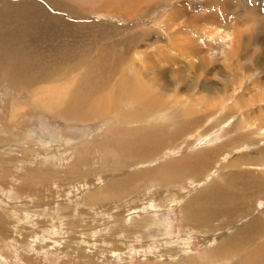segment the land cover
Listing matches in <instances>:
<instances>
[{"label":"bare ground","instance_id":"1","mask_svg":"<svg viewBox=\"0 0 264 264\" xmlns=\"http://www.w3.org/2000/svg\"><path fill=\"white\" fill-rule=\"evenodd\" d=\"M215 5L216 4L213 6ZM78 7V5L68 4L65 0H0V91L12 101L11 106L9 105L8 112L10 119L7 120L5 128L0 131V172L4 175L2 179H6L7 176H10L14 181H19L21 179L22 184H24L25 181V185L21 192L25 197L34 198L35 192H32L33 183L37 188H43L53 181L52 178H47L48 175H46L44 169L53 168L54 170L55 167L63 166L66 162L64 157L57 158L59 155L52 157L51 160L46 157L40 159L38 164L31 161L34 157L28 159L32 154L22 153L20 158L15 155L14 144L18 142L24 143L25 141H19L18 137L15 135L5 137L2 134L9 133L14 125V121L18 123L23 117V113L27 112V109H21V107H19L27 103V101L23 103L19 102L22 99H30L28 110L39 111L40 109L34 106L38 105L45 113H49L54 118L63 120L65 123H69V125L87 126L102 122L105 123V125L99 129V131L101 130L100 134L91 139L86 138L88 137L86 135L78 146L73 148V151L76 150L78 153L77 161L74 164L76 168L84 166V169L81 168L82 171H88L90 175L97 171L100 173L103 171L105 179H112L113 171L117 173L119 177L134 171L132 175L128 177H121L115 182L108 183V185L104 184V187L103 185L101 187H95L101 189H95L96 191H93L87 196L88 206H90L88 209L92 215L95 213V206L104 205V200L108 201L110 205L112 201L116 203L126 199L123 209L128 207V200H133L134 196L137 201H140V199L144 200V195L138 191L147 184L150 185L153 182L159 183L160 186L164 188L168 187V185L170 187V185H174V182H179L180 180H184V182L189 181V183L193 182L195 185H198L213 179V174L211 173L215 172L210 171L209 173L210 168L217 163L219 158L231 154L235 148L237 139L231 137L230 134L235 131V129L232 128L237 127V125H229L234 116L231 114L232 110H230V108L226 111L224 107V104H227L226 98L220 99L216 105V109L213 108L215 102V96H213V94H215L213 92L214 85L212 83L210 85L208 79L197 78V75L196 79H193L189 84L188 77L186 78L185 75H180V71L176 69L174 62L179 63V66L184 65L185 69L188 71H196L197 69L201 71L205 70V64L206 66L207 63L212 64L213 62L211 61H223L225 64L232 63L235 60L234 58L238 55L239 50L243 47L240 43L236 45L237 40L242 39H237L235 36L236 34L231 32V29L236 27L235 20L229 17L227 18L228 14L224 13L222 19L224 20L226 18L227 23L220 26L221 24L219 21V25L216 26L218 33L216 32L217 34L215 35L208 34L210 31L207 32L208 35H204L199 30L192 31V34L196 38L193 42L202 43L204 46L210 48V60L207 61L204 60L202 55L201 57H194L192 53L196 54V49L192 52V48H189V45L187 46L189 49H186L184 43L182 44L179 41V33H175L169 42L171 44L168 49L159 48L155 50V54L160 61L163 60L165 63L162 64L166 65L168 63H166V61H173L172 67L162 69L160 65L154 61L152 66L149 67L147 65L145 68V76L149 84L142 85L141 88H134L133 85L127 81L130 75L134 76L130 68H125V64H128L129 57H125L124 52L121 54L119 53L120 51H117L116 47L119 46L117 43L110 47L108 46L107 41L111 40L112 37L106 33V29L102 28L105 34H102L100 41L96 39L93 40L91 37H86L83 31H78L76 33L73 31V29L79 25V17L83 13V11L77 9ZM54 10L57 11V13L53 12ZM66 12H69L71 15ZM65 16H69L70 19H66ZM176 36H178L179 39L176 40ZM239 36L241 37L240 33ZM190 37L191 36L183 38L189 40ZM125 41L119 44L122 45ZM112 42L114 43L115 41ZM127 42L129 43L128 40ZM179 43L180 47L182 44L183 51L187 53L184 59L174 54L173 48L177 47V49H180L178 48ZM98 44H101L100 48H98ZM96 51L98 53L97 57L94 56ZM173 54L175 56H173ZM178 58L182 59V62L177 60ZM102 59L104 62L109 61L106 68H100L99 64ZM196 63L199 67H196ZM167 65L169 66L170 63ZM126 74H128V78L125 79L123 76ZM155 74L162 76L169 75V79L166 78V82L160 79L157 80L154 78ZM157 77L159 78V76ZM64 80L67 81L59 84V82L61 83ZM99 80H106L107 83L101 84L98 82ZM54 85L58 87L51 88V86ZM117 86H120L119 90H117ZM181 86H186L190 91L199 87L202 90L208 91L207 95H204L200 99L201 104L207 107V109L202 107L204 109L201 110V112H203L204 115L185 117L183 114V109L185 108L181 109V106L177 109L169 106L163 108L161 105L163 102L156 97L154 89H156V87L159 88V90L161 89V94L164 99L168 100L174 98L172 93H177ZM221 89V92L225 91L224 86H222ZM89 91L92 92V95L89 94ZM106 91L108 93L105 94ZM184 95L185 96L181 94L177 99L180 100L184 98L188 100L187 98L190 97V95L187 93ZM120 104L122 105L120 106ZM182 104L185 103L182 102ZM201 112L199 113L201 114ZM224 112H226L225 118H227V120H225L226 123H221V125L230 127L231 131L224 134V128H221L214 132L211 138L210 136L207 137L210 131L219 127V125H216V127L213 126L214 128L211 130L212 127H208L209 122H211L215 115L223 114ZM17 116L19 117L17 118ZM225 118L223 117V119ZM17 129L20 130L19 128ZM13 132L19 137L23 135L21 131L15 130ZM255 133L256 132H250L253 137L257 135V133ZM196 136L198 138H196ZM32 137L40 141L39 145L43 147L45 141L41 140V136L29 135L26 140ZM203 140H205V143L202 144L203 146H200L199 149L194 151L192 145H194L195 142H199L200 144V141L202 142ZM178 141H180V143ZM184 146H186L185 152L178 158L180 160L175 161L176 157L174 156H177ZM41 147L37 152H41ZM100 150L105 151L106 157H113V159L118 158L117 161L120 162L119 164L117 163L118 168L113 169V166H109L108 162H105L102 170L93 172L89 166L95 164L93 160L94 156L89 155ZM192 152H197V154L192 155ZM189 153H191V155H189ZM222 161L224 163L225 158H223ZM7 162L11 163V165H7ZM245 162L247 161L237 158V160L226 164L225 169L235 167L242 168ZM32 163H34L35 167L30 168V174L32 177L36 174L37 177L34 179L28 177L25 180L26 174L19 175L20 173L18 172H12L15 170L14 168H27V166ZM53 170H51V174L54 176V179L59 178ZM14 174H17L18 177L15 178ZM105 179L103 181L107 183ZM223 179L227 182L241 180L242 183L246 184V187L243 192H240L236 196L225 193V191L229 192L228 188L226 189L225 186H223V189L213 181L210 182V185L205 183V187L209 185L207 189L210 190V192L207 194L200 193L199 195H195V199L192 198L193 203L188 206L185 211L184 216L190 226L194 227L195 225L200 229L208 228L210 230L212 223L219 217H224L228 219L229 222H232L235 214L237 215V213L242 212L249 203L255 202V196L259 192L258 188L264 187V179L259 181L257 176L250 172H228ZM96 181L97 180L90 179L86 182L89 187V192L96 184ZM1 187L8 188L6 181L0 180V188ZM151 191V188L147 190V192ZM65 192L67 191L65 190L64 193ZM47 196L52 197L53 195L49 194ZM15 198L16 200H20L17 197ZM151 198H149L148 203L153 201ZM164 198L169 197L166 195ZM211 202L214 207L211 206ZM28 204L29 202L26 206ZM258 206H260V204ZM18 207L19 205L16 204L10 205L11 214L6 213V210L0 212V247L6 251L13 246V244H11L13 240L10 238L14 234L9 230L8 232H10L11 235H9V237H3L8 228H6V226L13 225L12 228H15V226L18 227L20 220L23 221V224L24 222L32 224L30 219L33 218L32 214L35 213H33L34 211H30V209L37 208V206L30 204L28 211L22 216L19 213L22 206H20L21 208ZM58 207V204L50 207L49 211H53V213L57 211V215H59L57 219L56 216H51V219L56 221L60 220L61 222V219L64 217L74 218L75 209L73 207V209L68 206L64 209H58ZM58 210H60L61 213ZM131 210L127 209L126 212L129 213L128 215H121V218L124 219L122 223H124L123 226L125 229L129 230L130 228V230H133L134 228L136 231L147 230L148 226L146 221L137 220L139 213H135L134 210L130 212ZM181 212H183V210H181ZM251 212L248 206L246 212L242 214V216H249ZM3 213H5V215H3ZM40 216L44 215L41 214ZM5 217H7V219ZM12 217L14 221H12ZM45 217L46 216H44V218ZM126 217L131 219L126 221ZM255 217L256 218L245 224V226L232 229L234 233L226 234V236L223 235L222 239L224 242L221 247L216 249L213 253L208 249L204 255H198V259H183L180 264H208L207 261H230L227 254L237 255L234 259H238L240 264H264V225H259L263 219L259 216ZM144 218L148 219V216L145 214ZM154 218L155 215L150 214L149 220H152L153 223L160 222L158 217ZM38 223L43 225L44 221L37 219L36 225H38ZM216 223L221 222L217 221ZM3 225H5V227H3ZM79 225L80 224H78L77 227ZM50 226L53 225L51 224ZM73 226L76 227L74 224ZM115 226L116 232H118V224ZM215 226L213 228L214 230L217 228L221 230L220 224H215ZM41 228L46 227L43 225ZM153 228L157 232H162V227L158 224H154ZM20 230L23 231L24 229L22 228ZM27 230H29V228ZM112 230L114 231V229H110V231ZM139 233L137 232V234ZM23 236L25 237V243H27L29 239L32 240L34 238L33 234L30 236ZM77 239L79 240V238ZM206 242H210V237L206 239ZM26 246L28 247L30 245ZM151 250H153V248ZM63 252L64 251H62V253ZM206 256L208 257L207 261L201 262L200 259ZM17 260L19 261V259ZM20 260L21 264H34L33 260H36V257H32V255L30 256L29 254L24 258L21 257ZM91 260L93 261V259ZM167 263L170 264L171 262ZM154 264H160V262L157 260Z\"/></svg>","mask_w":264,"mask_h":264},{"label":"rangeland","instance_id":"2","mask_svg":"<svg viewBox=\"0 0 264 264\" xmlns=\"http://www.w3.org/2000/svg\"><path fill=\"white\" fill-rule=\"evenodd\" d=\"M65 1L71 5H78L79 7L77 9L83 11L79 17V25L73 29L75 33L83 31L86 37H91L93 40L96 39L100 41L102 34H105L102 28L106 29V33L112 37L111 40L107 41L108 46L110 47L117 43L119 45L116 47L117 51H120L119 53L121 54L124 52L125 57H129L128 64H125V68H130L134 76L130 75L128 78V74H126L123 77L125 79L128 78L127 81L131 83L134 88H141L142 85L149 84L145 76V68L147 65L149 67L152 66L154 61L160 65L162 69L172 67L173 61H166V63H170L169 66L167 65L168 63L164 65V61H160L155 54V50L159 48L168 49L171 44L169 42L175 33H179L178 36L180 39L176 36V40L179 39L182 44L184 43L186 49L192 48V52L196 49V54L192 53L194 57H201L202 55L204 60L207 61L210 60V48L204 46L202 43L193 42L196 38L192 34V31L199 30L204 35H215L218 33L216 26L219 25V23L221 24L220 26L227 23L226 18L224 20L222 19L224 13L228 14L227 18L229 17L235 20L236 27L232 28L231 32L236 34L235 36L237 39H242L237 40L236 45L240 43L243 47L239 50L238 55L234 58L235 60L232 63L225 64L223 61H211L213 63L208 64L205 62L207 66L205 64V70L202 71L199 69L196 71H188L185 69L184 65L179 66V63L176 62H174V66L180 71V75H185L186 78L188 77L189 84L193 79H196L197 76V78L200 79H208L209 84L211 85L212 83L214 85L213 92L215 94H213V96H215V102L213 108L216 109V105L220 99L226 98L227 104H224V107L226 111L230 108V110H232L231 114L234 116L229 125H237V127L232 128L235 129V131L230 134L231 137L237 139L234 150L231 154L219 158L217 163L210 168L209 173L210 171L215 173H211L213 174V179L205 183L210 185V182L213 181L223 189V186H225L226 189L228 188L229 192L224 190L225 193L237 196L240 192L244 191L246 184L242 183L241 180L233 182L225 181L223 177H225L228 172H250L257 176L259 181L264 179V0ZM214 4L216 5L213 6ZM53 12L57 13L55 10ZM65 18L68 20L70 19L69 16H65ZM208 31H210V33ZM189 36H191L189 40H185V38ZM112 41L115 42L113 43ZM123 41H125L124 44H119L121 42L123 43ZM188 45L189 48H187ZM100 47L101 44H98V48ZM181 47L179 43L178 48L180 49L176 47L173 48V50L175 55H179V57L184 59L187 53L183 51L184 49ZM174 54L173 56H175ZM97 55L98 53L96 51L94 56L97 57ZM182 59L178 58L177 60L181 61ZM108 64L109 61L104 62L102 59L99 65L100 68H106ZM196 67H199V65L197 64ZM157 76H159V78ZM168 77L169 75L162 76L158 74L154 76V78L157 80L160 79L163 82H166V78L169 79ZM67 80L61 83L59 82V84ZM98 82L101 84L107 83L106 80H99ZM222 86L225 87L224 92H221ZM57 87V85L51 86V88ZM119 89L120 86H117V90ZM154 92L156 97L162 100L163 104L161 105L163 108L168 106L175 109L180 106L181 109L185 108L183 109L185 117L204 115L201 110L204 108L207 109V107L201 104L200 99L204 95L206 96L208 91L202 90L200 87L190 91L186 86H181L177 93H172L174 98L168 100L164 99L161 94V89L159 90V88L156 87ZM106 93L108 92L106 91L105 94ZM185 93L190 95V97L187 98L188 100L184 98L180 100L177 99L181 94L185 96ZM89 94L92 95V92L89 91ZM158 94L161 95L159 96ZM189 100L190 102L188 103ZM26 101V104H22L19 107H21V109H27V112L23 113V117L18 123L14 121V125L9 133L2 134L5 137L15 135L18 137L19 141H25L24 143L18 142L14 144L15 155L20 158L22 153L32 154V156L28 155V159L34 157L35 159L32 158L34 160L31 159V161L37 164L40 162V159L46 157L51 160L52 157L59 155L57 158L64 157L66 162L63 166L55 167L54 170L53 168L44 169L46 175H48L47 178H52L53 181L48 183L45 186L46 188H37L33 183L32 192H35L34 198L25 197L21 192L25 185V181L24 184H22L21 179L19 181H14L10 176H7L6 179H2L4 175L0 172V180L6 181L8 187L0 188V212L6 210V213L11 214L10 205L16 204L19 205L18 208L22 206V209L18 211L24 216L30 204L37 206V208L30 209V211H34L33 213H35L32 214L33 218L30 219L32 224L24 222V225L23 221L20 220L18 227L15 226V228H12L13 225L6 226V228H8L6 234L3 233L5 234L3 237H9L11 234L8 231L11 230L14 233L10 238L13 240L11 242L13 246L7 249V251L0 247V264H21V257L24 258L29 254L30 256L32 255V257H36V260H33L34 264H154L157 260L160 264H169L167 262H171L170 264H180L183 259H198L197 256L204 255L208 249L213 253L216 249H219L224 242L222 239L223 235L226 236V234L234 233L232 229L245 226L249 221L256 218L255 216L261 217L263 221L259 225H264V187H259V192L255 196V202L248 204L252 211L249 216H242V214L246 212L247 206L242 212L237 213V215L235 214L232 222H229V220L224 217H219L212 223L210 230L208 228L200 229L195 225L194 227L190 226L184 216L187 207L193 203L192 198L195 199V195H199L200 193L207 194L210 190L207 189L209 185L205 187V183L195 185L193 182H184V180H180L181 182L176 181L174 185H170V187L168 185V187L164 188H162L159 183L155 182L150 185L147 184L138 191L144 195V200L140 199V201H137L134 196L133 200H128V207L125 209H123V206H125L126 199L116 203L112 201L110 205L108 201L104 200L105 204L95 206L96 210L92 215L88 209L90 206H88L87 196L93 191H96L95 189L97 188L95 187H101L102 185L104 187V184L108 185V183L115 182L121 177H128L132 175L134 171L120 177L113 171L112 179H105L104 172L102 171V173H100L97 170H102L105 162H108L109 166H113V169L118 168L117 163L119 164L120 162L117 161L118 158L113 159V157H106L105 151L101 150L89 155L94 156L93 160L95 164H92V166L90 165L89 168L92 169L93 172L97 171L94 172L95 174L92 172L93 174L90 175L88 171H82L84 166L76 168L74 164L77 161L78 153L76 150L73 151V148H76L86 135L88 136L86 138L91 139L100 134L101 130L99 131V129L102 128L105 123L102 122L87 126L69 125V123H65L63 120L56 119L49 113H45L38 105L34 106L38 107L40 109L39 111L28 110L30 99H22L19 102L23 103ZM11 102L9 97L0 91V131L5 128L7 120L10 119L8 112ZM182 102L185 104H182ZM121 105L122 104H120V106ZM198 111L201 112V114ZM225 113L226 112L215 115L211 120L212 123L209 122L208 127H212L211 130L216 127V125H219V127L210 131L207 137L210 136L211 138V135L221 128H224V134L231 131L230 127L221 125V123L227 120V118H225ZM18 117L19 116H17V118ZM223 117L225 119H223ZM14 129L16 131H21L24 136L22 135L19 137L16 135L13 132L15 131ZM250 132H256L257 135L253 137ZM29 135L41 136V140L45 141L43 147L39 145L40 141L33 137L26 140ZM196 138L198 137L196 136ZM178 142L180 143V141ZM203 143H205V140L202 142L200 141V144L199 142H195V144L192 145L194 147L193 150L199 149L200 146H203ZM40 147L41 152H37ZM185 147L186 146L181 149L182 151L180 150L178 153L179 155L177 154L178 157L176 155L174 156L176 157L175 161L180 160L178 158L185 152ZM195 154H197V152H192V155ZM189 155H191V153H189ZM223 158H225L224 163L222 161ZM237 158L244 159L247 162L243 164L242 168L235 167L225 169L226 164L237 160ZM34 163L29 164L27 168H14L15 170L12 172H18L20 173L19 175L26 174L25 180L28 177L34 179L37 177L36 174L33 177L30 174V168L35 167ZM6 164L11 165L9 162ZM51 170H53L59 178L54 179ZM88 175L90 176L86 178ZM14 177L17 178V174H14ZM103 178L107 183L103 181ZM90 179L97 181L89 192V187L86 182ZM150 188L152 191L147 192ZM65 190L67 192L64 193ZM49 194L53 196L48 197L47 195ZM166 195H168L169 198H164ZM15 197L20 200H16ZM149 198L153 199L151 203H148ZM28 202L29 204L26 206ZM57 204L59 206L58 209H64L66 206L71 209L74 208V218L64 217L61 219V222L60 220L56 221L51 219V216H56V219L59 217L57 211L54 213L53 211H49L50 207ZM259 204L260 206H258ZM211 206L214 207L212 202ZM127 209H133L135 213H139L137 220L146 221L148 226L147 230L136 231L134 228L133 230H130V228L129 230L125 229L123 226L124 223H122L124 219L121 218V215H128L129 213L126 212ZM181 210H183V212H181ZM58 211L60 212V210ZM39 214L46 216V220L44 216H40ZM145 214L148 216V219L144 218ZM150 214H154L155 218L158 217L160 222L153 223L152 220H149ZM3 215H5V213H3ZM5 218L7 219V217ZM128 218L129 217L125 218L127 219L126 221L131 219ZM37 219L44 221L43 225L46 228H41L43 225L39 223L36 225ZM12 221H14V219ZM217 221L221 223H216ZM51 224L53 226H50ZM73 224L76 227H74ZM76 224L80 225L77 227ZM117 224L119 228L118 232H116L115 228ZM154 224H158L162 227V232L154 230ZM215 224H220L221 230L218 228L214 230ZM3 227H5V225H3ZM22 228L25 231L20 230ZM28 228L29 230H27ZM30 229L33 230L31 231ZM110 229H114V231H110ZM137 232L140 233L137 234ZM31 234H33L34 238L32 240L29 239L27 243H25V237L23 235L30 236ZM209 237L210 242L207 243L206 239ZM77 238H79V240ZM26 245L32 246L27 247ZM14 247L17 249L15 250ZM152 248L153 250H151ZM62 251L64 252L62 253ZM227 255L230 261L222 260L220 262H209L207 261V256L202 257L200 260L201 262L207 261L208 264H240L238 259H234L237 255ZM16 258L19 259V261ZM91 259H93L94 262Z\"/></svg>","mask_w":264,"mask_h":264}]
</instances>
